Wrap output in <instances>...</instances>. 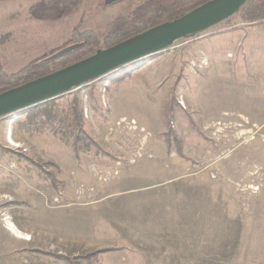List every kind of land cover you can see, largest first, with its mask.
<instances>
[{
  "label": "rangeland",
  "instance_id": "rangeland-1",
  "mask_svg": "<svg viewBox=\"0 0 264 264\" xmlns=\"http://www.w3.org/2000/svg\"><path fill=\"white\" fill-rule=\"evenodd\" d=\"M38 1L15 10L25 37L0 39L7 73L89 36L106 48L141 2L44 22L23 10ZM127 68L0 118V205L36 232L0 263L264 264V21L239 9Z\"/></svg>",
  "mask_w": 264,
  "mask_h": 264
},
{
  "label": "water",
  "instance_id": "water-1",
  "mask_svg": "<svg viewBox=\"0 0 264 264\" xmlns=\"http://www.w3.org/2000/svg\"><path fill=\"white\" fill-rule=\"evenodd\" d=\"M115 0H107L113 2ZM247 0H209L186 14L129 37L115 45L98 49L91 56L50 74L0 93V118L53 100L72 88L87 84L143 58L157 45L196 34L222 22ZM73 46L53 57L63 54Z\"/></svg>",
  "mask_w": 264,
  "mask_h": 264
},
{
  "label": "trees",
  "instance_id": "trees-1",
  "mask_svg": "<svg viewBox=\"0 0 264 264\" xmlns=\"http://www.w3.org/2000/svg\"><path fill=\"white\" fill-rule=\"evenodd\" d=\"M79 1L40 0L29 10L38 20L49 22L70 14ZM116 1L119 0L113 2ZM207 1L209 0H141L129 15H119L106 25L104 38L109 43L106 46L110 47L158 24L172 21ZM240 9L243 20L250 24L264 21V0H247ZM98 45L99 43L89 36L80 43H74L73 48L63 54L56 57L42 55L30 60L16 72L7 73L0 66V93L85 59L101 49ZM127 66L110 73L117 75V78L113 79L120 80L129 76ZM40 105L29 109L34 110Z\"/></svg>",
  "mask_w": 264,
  "mask_h": 264
},
{
  "label": "crops",
  "instance_id": "crops-1",
  "mask_svg": "<svg viewBox=\"0 0 264 264\" xmlns=\"http://www.w3.org/2000/svg\"><path fill=\"white\" fill-rule=\"evenodd\" d=\"M26 1L27 0L0 1V38L4 37L7 40V42H9V41H16V39H19L20 37H25L26 34L25 25H22L18 22L20 15L15 10L18 9V6H21V3H25ZM30 7L31 5L24 4L23 10H27V9L29 10ZM11 8L14 10V12L9 11V9ZM6 204L0 205V213H1L0 215L9 216V219L11 221L10 222L8 221L7 223L12 224L14 229L11 230L7 228L4 224V221L8 219L7 218L3 219L0 216V226L3 229L2 232H0V246L4 248H8V249H2L0 247V257L2 259L5 258V256L8 257L11 255L20 254L19 258L25 259V255L21 254L20 252L27 251L28 247H30L32 235L34 236L36 235V232L31 226L32 219L29 216L27 217L24 215V213L27 212L22 207V205L24 206V204L18 206V208H16L17 210H12V209L7 210L6 207L10 206V203L9 204L6 203ZM29 234L31 235V240L29 239V241L28 239L19 236V235H29ZM4 240L12 241L14 245L12 247H6V243H4L5 242ZM0 264H4V263L2 262Z\"/></svg>",
  "mask_w": 264,
  "mask_h": 264
},
{
  "label": "bare ground",
  "instance_id": "bare-ground-1",
  "mask_svg": "<svg viewBox=\"0 0 264 264\" xmlns=\"http://www.w3.org/2000/svg\"><path fill=\"white\" fill-rule=\"evenodd\" d=\"M135 62V61H134ZM134 62H132V63H134ZM132 63H130V64H132ZM129 65V64H128ZM127 66V65H126ZM124 120V119H123ZM134 123V122H133ZM7 225V228H9V229H11V230H13L14 229V227L12 226V224H10V223H7L6 224ZM19 233V232H18ZM16 234V233H15ZM20 237H23V238H25V239H31V237H30V235H19Z\"/></svg>",
  "mask_w": 264,
  "mask_h": 264
},
{
  "label": "built area",
  "instance_id": "built-area-1",
  "mask_svg": "<svg viewBox=\"0 0 264 264\" xmlns=\"http://www.w3.org/2000/svg\"><path fill=\"white\" fill-rule=\"evenodd\" d=\"M7 223H5V226L7 227V225H6Z\"/></svg>",
  "mask_w": 264,
  "mask_h": 264
}]
</instances>
